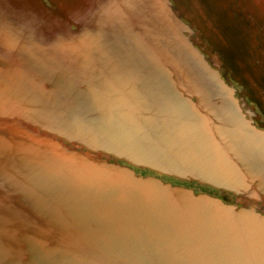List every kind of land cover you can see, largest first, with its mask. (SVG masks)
Listing matches in <instances>:
<instances>
[{"label": "rangeland", "instance_id": "1", "mask_svg": "<svg viewBox=\"0 0 264 264\" xmlns=\"http://www.w3.org/2000/svg\"><path fill=\"white\" fill-rule=\"evenodd\" d=\"M45 157L89 200L84 227L49 218L53 189L22 184L53 174ZM0 173V264H136L128 235L146 264H264V0H0ZM119 175L144 181L164 246Z\"/></svg>", "mask_w": 264, "mask_h": 264}, {"label": "bare ground", "instance_id": "2", "mask_svg": "<svg viewBox=\"0 0 264 264\" xmlns=\"http://www.w3.org/2000/svg\"><path fill=\"white\" fill-rule=\"evenodd\" d=\"M49 44V43H48ZM47 44V45H48ZM81 109V108H80ZM84 110H85V108H84ZM93 125V124H92ZM93 127V126H92ZM98 128V127H97ZM103 133V132H102ZM105 135H107V134H105ZM109 137V136H108ZM16 139H18V137L16 138ZM24 141V140H23ZM32 144V143H31ZM119 145V144H118ZM37 146V145H36ZM21 152H22V150H21ZM57 152V151H56ZM65 154V153H64ZM132 154V153H131ZM60 155V154H59ZM71 156V155H70ZM25 159H29V161H31V158H28V157H26L25 156ZM45 159H47L46 157H45ZM45 161H47V168L49 167V166H51L52 167V169H53V174H50V173H48L47 175V177L46 176H43L42 177V179H37L36 178V176L33 174V170H35L37 173H42L43 172V170H42V168L41 167H38L37 165H35V164H31L30 165V163L31 162H27V163H25V164H27L26 165V167H27V169L28 170H30V172L28 171V174L30 175V176H33L35 179H37V184L36 183H33V184H31V185H28V184H26V182L24 181L23 183L21 182V180H20V178H19V181L24 185V186H27L28 187V189H29V195H31L32 193H31V191H35V186L37 187V189L39 190V189H41V188H43V189H46V188H50V189H53V192H55L57 195H58V197H59V199H55L56 201H58V204H59V206H55V205H53V204H51L52 205V207H51V209L49 210V218H53V219H55V220H57L60 224H63V221H59V217H58V215H61V216H63V215H65L66 216V214L71 218V220H73L75 223H77V224H79L80 226H85L86 225V223H85V221H84V219H83V217H82V212L83 211H85L86 210V207H85V201H89V200H86L85 198H84V196H83V191L80 189L79 191L78 190H75L74 188V185L72 184V181H76V180H74L73 178H71V176H69L66 172H64V171H62L58 166H56L55 164H54V162L53 161H50L49 159H47V160H45ZM49 164V165H48ZM13 167V166H12ZM93 169V168H92ZM70 170V169H69ZM95 171L96 172H98L99 174H102L97 168H95ZM3 173H5V174H7V175H10L11 176V173L7 170V169H4V171H2ZM3 173H0V175H2ZM21 173V172H20ZM22 174H24L23 172H22ZM27 175V174H26ZM14 176V175H13ZM28 176V175H27ZM119 178H120V180L124 183V185H128L129 187H131L132 188V186L129 184V182H128V180H130L133 184H134V189L132 188V191H131V194L133 195V199H134V207H135V210L133 211L134 213H133V215L132 216H135V215H137V218L139 219V220H142V221H144V225L146 226V224L149 226V228H150V230H151V232H152V237L155 239V241L156 242H158L157 243V245L156 244H154V246H155V248H159V246H164L165 244H167L168 243V241H169V238L167 237V235H166V232H165V230H164V228H163V226L159 223V219H158V217L155 215V213H154V211L151 209V208H148V207H146V206H143L141 203H140V201L138 200V196H137V194H138V191H145V184H144V181H142V180H139V182L141 183H139V182H137L136 181V179H131V178H127L126 176H124V175H119ZM13 181V180H12ZM63 183H65V184H63ZM79 183V182H78ZM78 183H77V185H78ZM89 184H91L94 188H96L97 187V185L98 186H100V182H97V184H93V182L92 181H89L88 182ZM88 184V185H89ZM33 185H34V187H33ZM65 185L66 186H70V187H72V188H70V189H72L70 192H69V194L71 195V197H72V199H73V202L71 203V205H68L65 201H68L67 200V198H65V201L63 200L64 198H63V196L64 195H61L60 196V193H61V191H62V189L65 187ZM2 186V188H4V186L3 185H1ZM79 186V185H78ZM102 186V185H101ZM93 189V188H92ZM141 189V190H140ZM83 190H87V189H83ZM74 193H73V192ZM37 192V191H36ZM45 192V191H44ZM0 193H1V191H0ZM40 194V193H39ZM74 194H76V195H78V199L77 198H75V196H74ZM12 195H14V194H6L5 196H12ZM17 195V194H16ZM15 195V196H16ZM110 195V197H114V194L112 195V193L111 194H109ZM164 195V194H163ZM20 196V195H19ZM22 196V195H21ZM3 197V196H2ZM13 197V196H12ZM17 197V196H16ZM52 197V196H51ZM11 198V197H10ZM13 199V198H12ZM24 199V198H23ZM18 200V199H17ZM33 200H34V204H36L37 206H39V207H41L42 205H45V201H42L39 197H37L36 196V194L34 195V197H33ZM46 200H48V199H46ZM93 200H95V199H93ZM93 200H91V201H93ZM1 201H3L2 202V205H3V203H5L4 202V200H1L0 199V202ZM31 201V200H30ZM49 201V200H48ZM79 201L80 203H82V206H79V205H77L76 203ZM26 202H28V201H26ZM95 202V201H94ZM13 203V202H12ZM35 205V206H36ZM1 206V205H0ZM138 206H139V208H138ZM49 207V206H48ZM16 208V207H15ZM25 208V207H24ZM107 208L109 209V207L107 206ZM6 210H7V208H5ZM17 209V208H16ZM23 209V208H22ZM37 209V208H36ZM31 210V209H30ZM38 211H39V208L37 209ZM9 211V210H8ZM104 214L106 215L107 214V212H108V210H105V208H104ZM4 212V211H3ZM31 213V212H30ZM14 215H15V217L17 218V220H20V222H24V224H32L35 228H36V225H37V223H33V222H31L28 218H26L25 216H23L19 211H17V214L16 213H13ZM25 214V213H24ZM32 214V213H31ZM30 214V215H31ZM39 214H42V212L41 213H39ZM29 215V214H28ZM229 216H230V214H228ZM46 216V215H45ZM60 216V217H61ZM107 216L109 217V218H113L116 222H117V219H116V216H115V214H112V215H109V214H107ZM1 217H3V216H1ZM35 217V216H34ZM220 218L218 217V220H219ZM2 220H3V218H2ZM5 220H9V218H8V216H5ZM43 220V219H42ZM69 220V219H68ZM223 220V222L225 223L226 222V220L225 219H222ZM222 220H220V221H222ZM231 220V219H230ZM44 221V220H43ZM71 222V221H70ZM7 223V222H6ZM40 223H42L41 221H40ZM2 224V223H1ZM8 224V223H7ZM45 224H46V226H47V228L49 227L48 225H50L51 226V224H49V223H44V225L43 224H41V225H43V226H45ZM231 224H232V222H231ZM3 225V224H2ZM28 225V226H29ZM31 225V226H32ZM38 225H40L39 223H38ZM236 225V224H235ZM7 226V225H6ZM45 226V227H46ZM53 226V225H52ZM51 226V227H52ZM121 226L122 227H125L124 225H122L121 224ZM50 227V228H51ZM231 227H233V226H231ZM43 227H41L40 229H42ZM53 229L55 228V227H52ZM6 229V228H5ZM33 229V228H32ZM38 229H39V227H38ZM45 229V228H44ZM53 229H50L51 231L53 230ZM27 230V229H26ZM29 230V229H28ZM27 230V231H28ZM46 230V229H45ZM44 230V231H45ZM49 230V229H48ZM47 230V231H48ZM56 230V229H55ZM195 230V229H194ZM34 231H35V229H34ZM39 231V230H38ZM46 231V232H47ZM235 231V230H234ZM31 232V231H30ZM37 232V231H36ZM55 232V231H54ZM56 232L58 233V229L56 230ZM60 232V231H59ZM236 232V231H235ZM4 233V232H3ZM39 233V232H38ZM37 233V234H38ZM43 232H41V234H42ZM148 233L150 234V232L148 231ZM196 233H198V235L201 237V239H202V243H200L199 245L202 247V248H204V250L205 251H207L209 254H211V255H214V254H216L215 253V251H213V250H211V249H209L207 246H206V244H205V242H204V235H203V233L200 231V230H197V232H196V230L194 231V235L196 234ZM40 234V233H39ZM50 234L52 235L50 238H51V241L52 242H54L53 244L55 245V247H57V248H59L60 246H62V245H60L59 243H63V245H64V243L65 244H67L66 242L68 241L65 237H64V234H63V238H65L64 240L63 239H60L61 237H57V236H59V235H62L61 234V232L59 233V234H57V236H55L54 237V235H56V234H52V232H50ZM190 235H193V231L191 232V234ZM208 235H209V237H210V239H213L214 238V234H213V227H212V225H211V229H210V232L208 233ZM234 235H236V234H234ZM16 236H18V234H17V232L16 231H11V233L9 234V235H7L6 237L7 238H9V237H11V238H15ZM23 236V235H22ZM26 236V235H25ZM41 236V235H40ZM47 236V235H46ZM52 237H54V240H53V238ZM57 237V238H56ZM36 238V237H35ZM39 238V237H38ZM128 238V239H127ZM127 238H123V245H122V249L120 250V253H121V255L123 256V257H125V258H127L128 260H130V259H132L133 261H134V263H136V264H146L145 263V261H144V259H143V254H142V251L138 248V246H137V244H135L134 242H133V240H132V237L130 236V235H128L127 236ZM41 240V239H40ZM65 240H67V241H65ZM75 240H77V239H75ZM77 241H79V240H77ZM76 241V242H77ZM155 241H153V242H155ZM57 242H59V243H57ZM69 242V241H68ZM72 242V241H71ZM79 243L81 244V242H78V244L77 243H75V242H72V243H70L69 242V244H68V246H70V248H76V250L77 249H80L81 250V248H83L81 245H79ZM0 244H1V241H0ZM131 244V245H130ZM3 245V244H2ZM67 246V245H66ZM68 246L66 247V248H68ZM27 247V246H26ZM62 247H65V246H62ZM87 249V248H86ZM2 250V246L0 245V251ZM71 250V249H70ZM74 250V249H73ZM198 250H199V248H198ZM64 251V250H63ZM62 251V252H63ZM88 251V250H87ZM154 251V250H153ZM94 252V251H93ZM14 253V252H13ZM28 253V252H27ZM37 253V252H36ZM90 253V252H89ZM92 254V253H91ZM161 255V254H160ZM22 256H23V254H22ZM26 257H27V255H25ZM64 256H67L66 254L64 255ZM71 256V255H70ZM69 256V257H70ZM94 256V255H93ZM154 256H155V258H156V261H157V259H159V258H162V261H160V260H158V261H160V262H164L165 264H177V261L179 262V260L181 261V264H191V262H190V260H186L185 259V261L182 259V257H180L179 255H176V254H170V253H165L164 255H161V256H159V255H156L155 253H154ZM201 256V255H200ZM63 257V256H62ZM95 257V256H94ZM130 257V258H129ZM8 258V257H7ZM148 258H150V257H148ZM147 258V259H148ZM12 259V258H11ZM15 259V258H14ZM67 259V258H66ZM91 259H93V257L91 258ZM96 259V258H95ZM152 259V258H151ZM150 259V260H151ZM177 259V260H176ZM203 259V258H202ZM10 260V259H9ZM16 260V259H15ZM14 260V261H15ZM27 260V259H26ZM97 260H98V258H97ZM99 260H101V258L99 259ZM28 261V260H27ZM90 261V260H89ZM93 261V260H92ZM91 261V262H92ZM153 261V260H152ZM68 262V261H67ZM74 262V261H73ZM73 262H71L70 264H72ZM76 262H78V259H77V261ZM100 262V261H99ZM110 262V261H109ZM75 263V262H74ZM115 263V262H114ZM113 263V264H114ZM153 263V262H152ZM155 263V262H154ZM76 264V263H75ZM79 264V263H78ZM102 264H108V262L106 263L105 261H104V263H102ZM115 264H117V263H115ZM119 264V263H118ZM162 264V263H161ZM195 264V263H194ZM214 264H216V262H214Z\"/></svg>", "mask_w": 264, "mask_h": 264}]
</instances>
